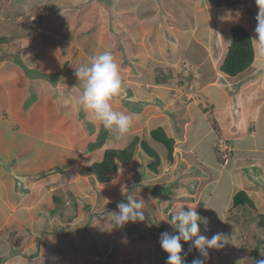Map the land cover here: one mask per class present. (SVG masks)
<instances>
[{
    "label": "crops",
    "instance_id": "1",
    "mask_svg": "<svg viewBox=\"0 0 264 264\" xmlns=\"http://www.w3.org/2000/svg\"><path fill=\"white\" fill-rule=\"evenodd\" d=\"M13 1L50 4L43 14L0 6V264H26L21 254H37L30 258L35 264H51L39 263L41 254L64 256L55 264H166L160 234L178 231L168 216L184 207L207 221L201 234L222 233L230 244L204 258L191 242L183 250L187 264L194 258L220 264V254L246 264L242 254L257 253V238L264 243L255 229L264 232L259 221L241 218L247 205L233 203L244 192L264 212V49L254 40L256 0H247L248 17L236 11L241 0H220L224 6L213 17L225 30L222 42L213 37L219 49L204 45L198 30L188 31L182 3L199 11L207 0ZM235 26L252 38L254 61L228 76L220 66ZM213 49L221 54L219 67ZM104 51L113 54L122 77L112 106L132 119L119 140L79 103L83 81L75 70ZM181 61L198 71L193 92L192 79L184 81L178 70ZM160 129L173 141L172 160L152 138ZM220 139L233 149L227 160L217 153ZM108 150H126L129 161L102 184L91 168ZM129 195L143 200L145 220L112 226L118 201L127 203ZM241 225L251 229L241 233ZM233 244L238 254H225Z\"/></svg>",
    "mask_w": 264,
    "mask_h": 264
},
{
    "label": "clouds",
    "instance_id": "2",
    "mask_svg": "<svg viewBox=\"0 0 264 264\" xmlns=\"http://www.w3.org/2000/svg\"><path fill=\"white\" fill-rule=\"evenodd\" d=\"M256 3L259 10L256 16L257 23L254 29L256 38L254 40L261 49H264V0H256ZM75 76L83 81L79 103L94 116L96 121L110 130L115 139H121L130 131L132 119L124 112L114 110L112 106L113 98L118 97L123 89L120 66L113 54L110 51L94 54L90 63L76 68ZM127 201V203L117 204L119 213H112V226L123 227L129 222L145 220V214L141 211L144 207L143 200L137 201L129 195ZM246 205L247 209L256 211L255 206ZM261 216L264 215L257 218L259 227ZM168 217L173 230L175 227L178 231L174 233L164 231L160 234V246L168 254L166 264H187L185 259L187 253H183V250L187 248V245L190 246L191 242L192 247L198 249L204 258L209 256V249L223 248L227 242L222 233H215L211 237L201 234L203 227L200 224L204 223L205 230H207V221H202L195 208L184 207L177 215L170 213ZM191 264H204V260L194 258ZM256 264H264V259L256 261Z\"/></svg>",
    "mask_w": 264,
    "mask_h": 264
},
{
    "label": "rangeland",
    "instance_id": "3",
    "mask_svg": "<svg viewBox=\"0 0 264 264\" xmlns=\"http://www.w3.org/2000/svg\"><path fill=\"white\" fill-rule=\"evenodd\" d=\"M226 2H228V1H226ZM229 2H230V0H229ZM201 3H202L201 4L202 5V8L199 11H197V10L194 9V5L192 7V6H188L189 3H182L183 4V7L185 6L186 9L188 8V31L189 32H192V34H195V31L198 30L196 32V35H197V37H198L199 40L201 39V41H202V43L204 45H207L208 47L211 46L213 48H216L217 47L216 49H219V46L220 45L219 44H216V42H215L216 39L213 38V37L215 35L216 36L217 35L220 36L219 38H220V41L222 42L223 41V37L222 36H223V33H224L225 30L222 29L221 23H220V26H219V23L216 22L217 19L214 20L213 17L215 18V11H217L220 6H224V5L222 4V1H220V0H210V1L207 0L206 2L204 1V2H201ZM241 3H242L241 8L240 7H237L238 9L236 11L238 13H240V15H243V17H248L249 15L251 16L252 15L251 10L249 9L250 12H249V10H247L249 8L248 1L247 0H241ZM49 4L50 3H47V5H46V3H40L38 5V4H36V2L31 1V2H29L27 4L23 3V4L19 5V4H15L13 0H0V6H1L2 9L7 8L8 10L13 11V10H15V8H17V11L16 12L23 13V14L24 13H27V12L30 13L31 11L37 12L40 9H42V11L40 13L43 14V13L46 12V9H47V11L49 10V8H46V7L49 6ZM55 4H53L52 5V8H51L54 11L56 10L55 9ZM86 4L87 3L82 4V6H84L83 7L84 9H87L90 6L89 4H88L89 6L88 5L86 6ZM173 4L174 3H172V5H171L172 7H173ZM169 7H170V3L167 2L166 5H165V8L167 9ZM44 8H46V9H44ZM58 10L61 11L62 9H58ZM72 11H75V10L72 9ZM156 13H157V11H156ZM48 15L51 16L50 13ZM73 16L74 15H72L70 13V18L71 19H74ZM70 18H67V19H70ZM158 18H159V15L156 16V19H158ZM37 20H40V18L38 16L35 17V22ZM46 21H48V20H46ZM176 21H178L177 22V25L186 27L185 24H186L187 21H185L184 19H179V20H176ZM32 29L33 28L30 27L31 32H32ZM222 30H224V31L222 32ZM229 32H230V30H226V33L229 34ZM3 39L5 41H7V38H3ZM213 40H214V42H213ZM216 49L215 50L213 49V53H212L213 56L212 55L211 56L214 58V62H216V64H218V67H219L220 64L217 63V62H219L217 59L219 57H221V54L220 53H215L216 52ZM220 49H221V47H220ZM2 53H3V55H6L7 54L3 50L1 52V55H2ZM3 55H2V58H5ZM186 62L187 61H185V63ZM188 64L190 66L196 68L189 61H188ZM180 66H182V63L178 67H180ZM184 81H187L186 78H185ZM30 91L33 94L34 89L31 87L30 88ZM191 96H192L191 98H194L193 94H191ZM27 105L32 106V101L30 102V100H29V102L26 104V106ZM104 131H105V129H104ZM259 186L262 187L263 185L260 184ZM257 190H259V189H257ZM123 200H124V198L122 200H119L118 202H122ZM244 214H245L244 217H241L242 219H245L246 221H249V219H254V220H257L258 221L257 218H259L260 215H264V212H261L260 209L259 210L257 209L256 211L255 210H251V209H247ZM235 216H236L235 214H232V217L230 216V218H234ZM166 229L168 230V228H166ZM247 229H251V228H247L246 225L244 227H242V225L239 226V230H240L241 233H245L247 231ZM255 229H256V233L259 234L261 237L264 238V232H262L261 230H258L257 228H255ZM203 235H205V234L203 233ZM249 235L252 236L253 234H249ZM246 242H247V240L244 241V243H246ZM256 243H257V246H258V249H257V253L256 254H242V257L244 256V258L241 257V259H243L246 262V264H251L252 262H254L256 264V261H258L257 260L258 258L260 260L261 259H264V243L261 242V239L260 238H257L256 239ZM260 243H262V244H260ZM1 244L2 243L0 242V245ZM262 245H263V247H262ZM225 246H226L225 248L227 249L228 247H230V244L227 243V244H225ZM226 251L227 252H225V254H235V253L238 254L239 249H238V247H234V244H233L231 246V251H229V250H226ZM19 256H22V257H26L27 258V261L28 262L26 264H35L33 262L30 263V261H31L30 258H37L38 257L37 254H31V255L28 254V256H26L24 254H21ZM224 256L225 255L220 254V256L218 257L220 264H236L235 262L230 261V260H224L223 261L224 258H222V257H224ZM53 257H55V259H53ZM62 257H64V256H59L57 254H41V256L39 257V259L41 258L40 261H39V259L37 261H39V263H41L43 261V258H46V259H48L51 262V264H55V262H57L58 260L62 259ZM69 257L70 256H68V258H65L64 263H67L68 262ZM188 264H191V261L188 262Z\"/></svg>",
    "mask_w": 264,
    "mask_h": 264
},
{
    "label": "trees",
    "instance_id": "4",
    "mask_svg": "<svg viewBox=\"0 0 264 264\" xmlns=\"http://www.w3.org/2000/svg\"><path fill=\"white\" fill-rule=\"evenodd\" d=\"M231 38L232 42L220 66V71L228 76H235L244 72L252 65L254 61V50L252 39L244 28L240 26L233 27L231 30ZM103 128L106 132V128ZM152 138L165 144L169 150V160H172L173 141L168 139L161 129L153 131ZM128 161L129 152L126 150H108L104 154L103 162L94 165L91 171L96 175L100 183H109L116 179L119 163L127 164ZM233 203L234 207H240L246 204L250 207L253 206L251 199L244 192L237 193L233 199ZM260 219V227L264 228V216H261Z\"/></svg>",
    "mask_w": 264,
    "mask_h": 264
},
{
    "label": "built area",
    "instance_id": "5",
    "mask_svg": "<svg viewBox=\"0 0 264 264\" xmlns=\"http://www.w3.org/2000/svg\"><path fill=\"white\" fill-rule=\"evenodd\" d=\"M182 66L178 67V70L180 72V75L185 76V78H191V83L188 82V87L190 88V91L193 92V89L195 87L194 80L198 77V71L196 68L190 66L188 62L185 63V61H182ZM181 65V64H180ZM216 150L218 155H220L224 160H227L232 152L233 149L231 148L228 141H225L223 139L218 140L216 144Z\"/></svg>",
    "mask_w": 264,
    "mask_h": 264
}]
</instances>
